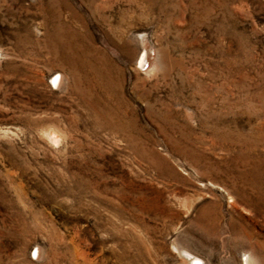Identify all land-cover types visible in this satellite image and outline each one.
<instances>
[{
    "label": "rangeland",
    "instance_id": "obj_1",
    "mask_svg": "<svg viewBox=\"0 0 264 264\" xmlns=\"http://www.w3.org/2000/svg\"><path fill=\"white\" fill-rule=\"evenodd\" d=\"M246 259L264 0H0V264Z\"/></svg>",
    "mask_w": 264,
    "mask_h": 264
},
{
    "label": "bare ground",
    "instance_id": "obj_2",
    "mask_svg": "<svg viewBox=\"0 0 264 264\" xmlns=\"http://www.w3.org/2000/svg\"><path fill=\"white\" fill-rule=\"evenodd\" d=\"M89 52V51H88ZM148 60H149V54L147 53V51H145V53L142 55V58L140 59V65L141 67H144L148 64ZM91 65V64H90ZM97 73V72H95ZM59 77V75H58ZM59 80V79H58ZM55 81H57V78L55 79ZM108 86V85H107ZM95 101V100H94ZM98 112V110H97ZM110 113V112H109ZM109 121V120H108ZM192 260V259H191ZM247 260V259H246ZM193 264H198L197 261L195 260ZM246 264H249L248 263V260L246 262Z\"/></svg>",
    "mask_w": 264,
    "mask_h": 264
}]
</instances>
